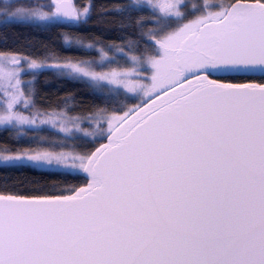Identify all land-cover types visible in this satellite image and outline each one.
<instances>
[{"label": "snow or ice", "instance_id": "1", "mask_svg": "<svg viewBox=\"0 0 264 264\" xmlns=\"http://www.w3.org/2000/svg\"><path fill=\"white\" fill-rule=\"evenodd\" d=\"M91 7L0 0L9 20L38 27L86 23ZM122 11L137 14L138 35L108 71L28 65L87 77L101 101L89 114L24 115L17 105L35 103L21 61L0 56V125L19 136L43 116L79 145L0 149V165L52 180L39 195L0 191V264H264V0H132Z\"/></svg>", "mask_w": 264, "mask_h": 264}, {"label": "trees", "instance_id": "2", "mask_svg": "<svg viewBox=\"0 0 264 264\" xmlns=\"http://www.w3.org/2000/svg\"><path fill=\"white\" fill-rule=\"evenodd\" d=\"M80 6L91 4L90 15L86 23L54 27L37 26L31 23L5 22L0 25V55L18 56L24 60H35L46 65L95 62L101 59V49L109 59H120L116 46L125 47L129 38H136L137 14L131 17L124 8L132 0H76ZM16 6L32 8L40 5L35 0H19ZM148 21L145 20V23ZM68 41L66 42L65 37ZM92 45L93 47H89ZM116 67L115 64L111 65ZM60 69L46 67L32 70L23 77L25 97L35 103L34 112H63L67 109L72 116L89 114L101 104L98 93L89 86L88 78H73L59 75ZM35 73V76H33ZM31 82V93L25 85ZM69 101L65 105V101ZM0 128V149L17 151L21 148L35 147L36 141L47 144L50 141L65 140V151L79 146L73 140L47 128L30 129ZM41 137L46 139L40 141ZM83 184L84 181H72ZM52 180L40 170L30 168H11L0 165V191L6 187L24 195H39L42 187H50Z\"/></svg>", "mask_w": 264, "mask_h": 264}, {"label": "rangeland", "instance_id": "3", "mask_svg": "<svg viewBox=\"0 0 264 264\" xmlns=\"http://www.w3.org/2000/svg\"><path fill=\"white\" fill-rule=\"evenodd\" d=\"M17 1H19V0H3V2L5 3V4H7V3H12V4H14V3H16ZM35 1H37L38 3L40 2V5H45V4H47V2H48V0H35ZM39 6V5H38ZM14 10V9H13ZM5 22H22V23H31V24H35L34 22H32L31 20H25V21H20V20H16V19H11V20H9L6 16H5V14H4V12H3V10L2 9H0V25L1 24H3V23H5ZM0 56H7V55H0ZM18 59H20V61H21V66L20 67H22L23 69H24V71L23 72H21V81H22V84H21V87L23 86V77H24V75H26L27 73H29L30 71H32V70H34V71H36V70H38V69H31V68H29L28 67V65H29V63H30V61H28V60H24L23 58H21V57H18V56H16ZM107 57V56H106ZM109 58L107 57L106 59L105 58H102L101 57V59H99L98 61H95V62H93L92 63V65H91V68H90V70H96V71H100V70H104V71H108L109 69L107 68V67H104V65H107L108 63H109ZM76 75L77 74H73V75H67V76H69V77H73V78H76ZM80 77H83V76H80ZM79 77V78H80ZM84 78H87V77H84ZM0 99H6V98H4V97H2V96H0ZM17 108L20 110V111H22L23 112V114L24 115H32V113H34V111L31 109V111L29 110V109H25V108H23L21 105H17ZM44 117L43 116H39L38 118H37V124H35V125H31V126H29V125H21V126H19V128H30V129H43V128H47V129H49V130H51V131H54L55 133H57V134H59V135H61L63 138H65V139H69V140H71L70 138H68L67 137V135L65 134V133H63V132H60L59 131V126H60V123H59V121H57V127H55V128H53L51 125H49V124H40V120L41 119H43ZM84 125H82V127H83ZM9 126H6V125H0V128H8ZM10 128V127H9ZM89 130H92V129H89ZM77 135H79V133L77 134Z\"/></svg>", "mask_w": 264, "mask_h": 264}, {"label": "water", "instance_id": "4", "mask_svg": "<svg viewBox=\"0 0 264 264\" xmlns=\"http://www.w3.org/2000/svg\"><path fill=\"white\" fill-rule=\"evenodd\" d=\"M22 64V63H21ZM21 64H20V66H21Z\"/></svg>", "mask_w": 264, "mask_h": 264}]
</instances>
